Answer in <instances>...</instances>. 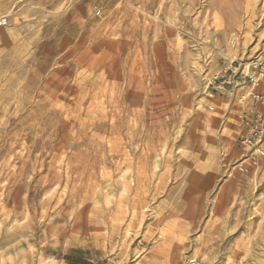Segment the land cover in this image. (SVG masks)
Here are the masks:
<instances>
[{
  "label": "rangeland",
  "instance_id": "374dc122",
  "mask_svg": "<svg viewBox=\"0 0 264 264\" xmlns=\"http://www.w3.org/2000/svg\"><path fill=\"white\" fill-rule=\"evenodd\" d=\"M3 17L0 264L252 262L264 155L241 137L264 105L214 78L264 55V0H0Z\"/></svg>",
  "mask_w": 264,
  "mask_h": 264
},
{
  "label": "built area",
  "instance_id": "2783aa9c",
  "mask_svg": "<svg viewBox=\"0 0 264 264\" xmlns=\"http://www.w3.org/2000/svg\"><path fill=\"white\" fill-rule=\"evenodd\" d=\"M7 23L6 17L0 19V26ZM230 64L229 68L222 69L221 74L215 76V80L220 79L219 86L225 88L227 84H239L237 80L240 79L243 83L249 84L248 96L256 103L264 105V92L258 89V86L264 84V55L255 58L249 65L242 64L237 59H232ZM247 66H251L248 71L245 70ZM244 128L241 144L252 149L254 153L264 155V115L259 111L256 112L253 119L244 121Z\"/></svg>",
  "mask_w": 264,
  "mask_h": 264
},
{
  "label": "bare ground",
  "instance_id": "6f19581e",
  "mask_svg": "<svg viewBox=\"0 0 264 264\" xmlns=\"http://www.w3.org/2000/svg\"><path fill=\"white\" fill-rule=\"evenodd\" d=\"M210 106L213 107V105ZM259 227L260 231L255 236V239H250L245 249L248 252L249 250L251 251L250 254H248V259L252 261L250 264H264V224ZM228 260H230V258H228Z\"/></svg>",
  "mask_w": 264,
  "mask_h": 264
}]
</instances>
